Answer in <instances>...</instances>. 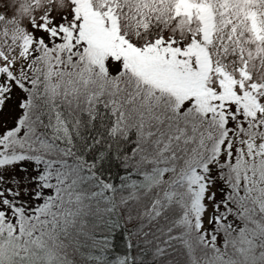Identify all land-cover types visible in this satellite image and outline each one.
I'll return each instance as SVG.
<instances>
[{
  "label": "snow or ice",
  "instance_id": "6c2138e0",
  "mask_svg": "<svg viewBox=\"0 0 264 264\" xmlns=\"http://www.w3.org/2000/svg\"><path fill=\"white\" fill-rule=\"evenodd\" d=\"M0 264H264V0H3Z\"/></svg>",
  "mask_w": 264,
  "mask_h": 264
},
{
  "label": "rangeland",
  "instance_id": "374dc122",
  "mask_svg": "<svg viewBox=\"0 0 264 264\" xmlns=\"http://www.w3.org/2000/svg\"><path fill=\"white\" fill-rule=\"evenodd\" d=\"M2 2H3V0H0V3H2ZM14 103H15V100H13V101H9V102L7 103V105H6V108H7V109H11V108L13 107ZM206 226H207V225H206Z\"/></svg>",
  "mask_w": 264,
  "mask_h": 264
},
{
  "label": "trees",
  "instance_id": "16d2710c",
  "mask_svg": "<svg viewBox=\"0 0 264 264\" xmlns=\"http://www.w3.org/2000/svg\"><path fill=\"white\" fill-rule=\"evenodd\" d=\"M208 227H210V226H208Z\"/></svg>",
  "mask_w": 264,
  "mask_h": 264
}]
</instances>
